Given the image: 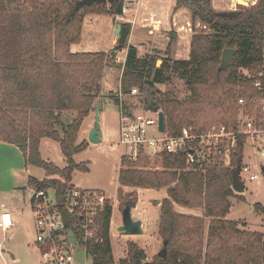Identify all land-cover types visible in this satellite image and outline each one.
Masks as SVG:
<instances>
[{
    "label": "trees",
    "instance_id": "trees-1",
    "mask_svg": "<svg viewBox=\"0 0 264 264\" xmlns=\"http://www.w3.org/2000/svg\"><path fill=\"white\" fill-rule=\"evenodd\" d=\"M77 1L0 0V142L15 145L26 165L45 170L46 178L29 176L28 181L39 189H54L67 226L77 222L66 206L73 173L88 170L86 163L74 158L89 145L87 140L78 143V135L101 97L105 68L117 63L120 50L128 49L122 91L136 96L129 95L131 87L141 89L136 104L127 96L124 102L164 112L171 135L191 125L203 131L213 123H234L242 108L252 114L254 101L263 94L253 83L264 70V0L241 6L233 15L217 10L213 0H176L174 10L189 9L194 25L201 21L210 32L192 36L189 58L168 57L161 67L156 66L157 54L140 58L138 47L127 46L126 40L109 51L73 52L89 14L120 15L124 5V0L94 3L75 13ZM227 47L237 52L220 70ZM175 78L184 82L186 98L156 89ZM44 137L60 143L65 167L42 157ZM243 161L242 142L230 166L219 160L200 170L186 167L183 156L151 158L143 151L136 161L122 156L118 175L122 210L138 201L136 191L125 193L124 188L167 189L159 226L167 257L155 256L148 262L144 249L129 241L127 258L115 261L110 234L113 206L108 200L98 217L96 236L86 243L93 264H264V234L227 218L232 198L238 196L232 188L233 173ZM176 204L201 210L202 215L180 213ZM254 207L264 214V203Z\"/></svg>",
    "mask_w": 264,
    "mask_h": 264
},
{
    "label": "rangeland",
    "instance_id": "rangeland-1",
    "mask_svg": "<svg viewBox=\"0 0 264 264\" xmlns=\"http://www.w3.org/2000/svg\"><path fill=\"white\" fill-rule=\"evenodd\" d=\"M124 2L127 4V0H124ZM242 3L241 0L238 3L237 0H226L215 4L219 11H231L235 10V8L239 9L241 6H247V3ZM183 9L186 10L185 15H182L181 19L179 18L178 25L173 24V30H163L164 28L161 27L155 39L152 38V34L148 36V39L155 40L154 47L149 46L147 43L139 45L137 37L130 39L129 36L126 38L127 46L136 44L140 58L157 54L158 60H161L159 65H156L157 67H161L164 59L168 57L172 59L189 58L192 36L202 30L210 32V29L201 21H197L194 25L191 11L187 8ZM121 23L122 21L114 18V16L89 14L83 23L81 42L73 44L71 50L75 53L112 50L118 44L115 32L117 26ZM113 40H115V45L112 47ZM130 40L132 41L131 43ZM127 50V48L120 50L116 55L117 63L114 66L108 65L105 68L101 81V97L97 99L101 100L99 121L102 137L99 142L89 141L90 132L97 120L96 104L90 115L85 119L77 139L78 143L87 140L89 145L74 157L77 163H86L88 170H75L71 182L80 189L103 190L111 200V204L113 205L114 203L110 234L113 255L117 262L127 258V243L123 240L124 238H121L122 233L116 230L117 224L123 221L121 212L124 206L121 204L119 211L118 207H116V201L118 189L120 188L118 175L122 167L121 158L126 153V149L118 143L120 138V110L116 98L118 92L122 89L123 66ZM133 87L138 89V93L136 96H127V99L128 101H134L136 104L135 98L140 95L141 89L138 85H134L131 88ZM156 89L171 92L180 99L186 98L189 94L184 82L177 78L168 84H157ZM137 108H139L137 110H141V106H137ZM252 151L250 146L246 147L244 164L257 165L253 170L258 173L259 177L254 181L243 177L246 190L244 193L235 192L238 196L232 198L233 206L229 213L230 216H228L229 219L238 221L241 228L259 231L264 234V214L254 207L256 202L264 203V173L262 170L264 158L257 155V158L254 159ZM41 152L44 159L52 161L60 168L66 166V158L60 143L46 138L41 145ZM12 159L17 164L15 166L19 167L18 164L20 163L19 168L10 170L0 160V212L3 207L8 206L13 208L21 219L16 222L14 227L6 231L0 228V242L4 243L0 246V264H15L13 256L19 261L17 264H38L41 257L36 243L38 234L36 215L29 202L33 190L29 187L26 189L22 187L26 184V180L29 178L28 175L31 174L42 178L45 176V170L34 165L27 164V167L24 166L26 161L21 151L12 154ZM55 177L58 178L59 175ZM158 248L160 250L162 244H159L156 249ZM2 249H5V251ZM75 254L78 264H93L92 257L86 255L82 250L76 251Z\"/></svg>",
    "mask_w": 264,
    "mask_h": 264
},
{
    "label": "built area",
    "instance_id": "built-area-1",
    "mask_svg": "<svg viewBox=\"0 0 264 264\" xmlns=\"http://www.w3.org/2000/svg\"><path fill=\"white\" fill-rule=\"evenodd\" d=\"M134 1L136 0H127V4L124 2L122 14L116 15L119 21H126L129 4ZM263 77L264 70L253 83L263 94L254 101L252 114L242 108L234 123H213L203 131L196 126H186L179 135L168 133L167 125L164 131L160 130L159 112L142 107L137 110V106L126 104L124 101L128 95L121 89L117 94L120 110L118 143L126 149L123 156L135 161L142 151L151 158H161L163 154L183 156L186 167L200 170L219 160L223 165L230 166L233 155L242 142L244 158L247 146L252 148L256 156L264 158ZM137 93L138 89L134 87L129 95ZM255 166L257 165L244 164L243 161L240 179H258V173L253 170ZM108 200L102 190L80 189L73 185L68 190L66 206L69 213L77 216V222L74 226H67L59 212L54 189L37 187L32 204L38 229L36 243L41 257L38 264H78L76 251L82 250L88 255L86 243L96 236L97 220ZM14 225L12 213L4 210L0 214V228L6 231ZM13 260L15 264L19 263L15 257Z\"/></svg>",
    "mask_w": 264,
    "mask_h": 264
},
{
    "label": "crops",
    "instance_id": "crops-1",
    "mask_svg": "<svg viewBox=\"0 0 264 264\" xmlns=\"http://www.w3.org/2000/svg\"><path fill=\"white\" fill-rule=\"evenodd\" d=\"M225 1L226 0H213L215 8L216 9L218 8L215 3H220V2H225ZM247 2H248L247 6H250V5L256 4L258 0H247ZM175 6H176V0H136L130 3L129 12L125 15L126 21H122L123 24H129L131 26L129 30V35H128L130 39L131 38L135 39V37H137L138 39L137 41L139 45L143 43H147L149 46L154 47L155 46L154 39L156 38V34L158 33V30H160L161 27L164 28L163 30H173L172 28L173 24L178 25L179 18L181 19L182 15H185V12H186L185 9L180 8L178 10H174ZM116 17L117 16H114V18ZM158 21H161V22H158ZM151 34L153 35L152 38L154 39H148L149 38L148 36H150ZM146 39L148 40L146 41ZM131 42L132 41L130 40V43ZM112 44H113L112 45L113 47L115 45V40H113ZM46 138L47 137H44L41 140L40 151H41V145L44 139ZM17 151H20V150L15 145L0 142V160H2V164L8 167L10 170L20 167V163L18 164L19 167H17L15 166L17 164H15L12 159V154L17 153ZM252 153L254 154V159H256L257 156L255 155L254 151ZM24 166L27 167L25 162H24ZM28 176H33L37 178L38 180H42L47 177L46 172H45V176L42 178H39L31 174ZM27 187L32 188L33 190L31 192L29 202H30L32 210L34 211L32 202H33V196L37 189V186L30 184L27 179L26 184H24L22 188L26 189ZM124 190H125L124 191L125 193L136 191L138 194V201L136 202L135 206L132 207L131 213H132L133 219L135 220L139 219L142 221L141 227H142L143 233L125 234L120 231L122 233L121 238H124L123 240L126 243H128L127 241L129 240L136 241L140 245V247L144 249L147 255V261L150 262L153 260L155 256H158V253L161 250V248L160 250L159 248L158 249L156 248L159 246V244H162V247H163V240L159 234V226H160L162 202L166 197H168L167 189L162 188L160 190H156V189H147V188H124ZM121 203L122 201L119 198H117L116 207H118L119 211H120ZM112 206H113V211H114V206H115L114 203ZM175 209L176 211L180 213H184V214L202 215L201 210L186 208L179 204L175 205ZM4 210H8L9 212L12 213V218L15 224L21 219V217H19V215L15 212L13 208L8 207V206L3 207L0 214ZM121 213L123 215V210ZM229 216H227V218H229ZM112 222H113V217H112ZM122 224H123V221L117 224V228H116L117 231H119V227ZM3 244L0 242V246ZM2 250L5 251V249H2ZM13 259H14V256H13Z\"/></svg>",
    "mask_w": 264,
    "mask_h": 264
},
{
    "label": "water",
    "instance_id": "water-1",
    "mask_svg": "<svg viewBox=\"0 0 264 264\" xmlns=\"http://www.w3.org/2000/svg\"><path fill=\"white\" fill-rule=\"evenodd\" d=\"M116 1L119 0H78L76 2V6L74 9V12L76 13L80 7L84 6V5H93L94 3H114ZM245 2H243L242 4H244ZM237 12V9L235 10H231V11H223L224 15H233L234 13ZM129 35V29L127 28V26L125 24H119L117 26L116 32H115V37L117 39V41L119 40H126V38ZM237 49L234 47H227L223 50L222 52V56H221V67L220 70L227 68L231 62L232 59L234 57V55L236 54ZM161 62V60H157V65H159V63ZM101 107V100H97V106H96V123L94 128L91 130L90 135H89V141L90 142H99L101 140L102 137V132L100 131V121H99V110ZM159 128L161 131H164L166 128V118H165V114L164 112H159ZM153 150L151 149V152ZM240 167L238 169H236L233 173V182H232V188L235 192L238 193H244L245 192V182L243 180L240 179L239 173H240ZM263 172H264V167L262 168ZM131 207L128 205L124 210H123V224L119 227V231H121L122 233L125 234H140L143 233L142 230V221L141 220H135L132 217V213H131ZM159 257L165 258L167 257V249H166V243H164L163 247L161 248V250L158 253Z\"/></svg>",
    "mask_w": 264,
    "mask_h": 264
},
{
    "label": "bare ground",
    "instance_id": "bare-ground-1",
    "mask_svg": "<svg viewBox=\"0 0 264 264\" xmlns=\"http://www.w3.org/2000/svg\"><path fill=\"white\" fill-rule=\"evenodd\" d=\"M241 2H245V3H248L247 0H241Z\"/></svg>",
    "mask_w": 264,
    "mask_h": 264
}]
</instances>
